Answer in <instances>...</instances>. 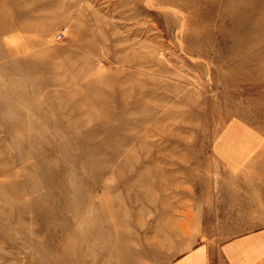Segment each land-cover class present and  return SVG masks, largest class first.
I'll return each instance as SVG.
<instances>
[{
    "label": "rangeland",
    "instance_id": "obj_1",
    "mask_svg": "<svg viewBox=\"0 0 264 264\" xmlns=\"http://www.w3.org/2000/svg\"><path fill=\"white\" fill-rule=\"evenodd\" d=\"M234 126L264 133V0H0V264H171L220 236Z\"/></svg>",
    "mask_w": 264,
    "mask_h": 264
},
{
    "label": "crops",
    "instance_id": "obj_2",
    "mask_svg": "<svg viewBox=\"0 0 264 264\" xmlns=\"http://www.w3.org/2000/svg\"><path fill=\"white\" fill-rule=\"evenodd\" d=\"M213 153L229 180L213 191L203 223L223 233L171 264H264V133L229 127L214 142Z\"/></svg>",
    "mask_w": 264,
    "mask_h": 264
}]
</instances>
